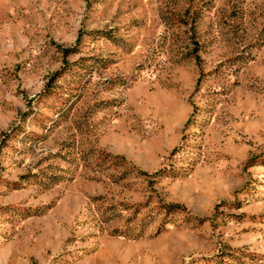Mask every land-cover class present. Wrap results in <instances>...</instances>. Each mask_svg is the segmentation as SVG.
I'll return each instance as SVG.
<instances>
[{
    "label": "rangeland",
    "instance_id": "374dc122",
    "mask_svg": "<svg viewBox=\"0 0 264 264\" xmlns=\"http://www.w3.org/2000/svg\"><path fill=\"white\" fill-rule=\"evenodd\" d=\"M263 161L264 0H0V264H264Z\"/></svg>",
    "mask_w": 264,
    "mask_h": 264
},
{
    "label": "trees",
    "instance_id": "16d2710c",
    "mask_svg": "<svg viewBox=\"0 0 264 264\" xmlns=\"http://www.w3.org/2000/svg\"><path fill=\"white\" fill-rule=\"evenodd\" d=\"M66 53H69V52L66 51ZM98 158L101 163L107 164L109 167H112L115 169L123 170V173H128L130 171H133L132 168L128 166V163L126 162V160L122 157L113 156L108 153L100 152ZM125 175H127V176H124L125 178L129 176L128 174H125ZM165 209L168 212L180 211L179 206H176V205L165 206ZM120 235H124V234H120Z\"/></svg>",
    "mask_w": 264,
    "mask_h": 264
}]
</instances>
